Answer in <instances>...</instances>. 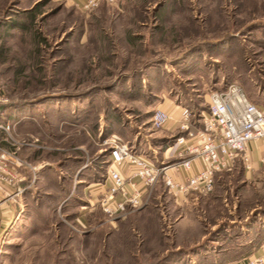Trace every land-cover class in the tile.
<instances>
[{
    "label": "rangeland",
    "instance_id": "obj_1",
    "mask_svg": "<svg viewBox=\"0 0 264 264\" xmlns=\"http://www.w3.org/2000/svg\"><path fill=\"white\" fill-rule=\"evenodd\" d=\"M234 83L264 106V0H122L92 11L0 0V123L12 125L0 141L17 142L30 165L18 168L25 183L0 228V264H221L261 248L245 242L254 232L264 241V175L244 182L237 167L187 203L160 182L117 218L97 202L83 209L88 187L106 179L113 136L149 157L152 138L171 137L152 128L157 109L207 110L210 93Z\"/></svg>",
    "mask_w": 264,
    "mask_h": 264
},
{
    "label": "built area",
    "instance_id": "obj_2",
    "mask_svg": "<svg viewBox=\"0 0 264 264\" xmlns=\"http://www.w3.org/2000/svg\"><path fill=\"white\" fill-rule=\"evenodd\" d=\"M113 5L122 0H86L85 11L97 9L101 2ZM9 103L7 92L0 84V104ZM201 127L195 126L196 121ZM154 130L170 132L171 144L164 151V159L157 163L133 151L128 143L117 136L111 143L106 179L98 183L103 194L97 203L109 218L125 215L129 210L141 209L153 189L160 182L178 203L188 202L194 196H208L215 190L216 176L232 171L238 160L248 163V145L264 140V109L250 100L239 84L209 95L207 110L193 113L182 107L173 112L157 109L151 118ZM12 125L0 124V131L9 134ZM8 145H11L10 147ZM19 144L11 138L0 141V197L24 181L18 168L26 164L19 156ZM195 174L181 180V169ZM22 189L17 188L20 194ZM83 209H89L83 207ZM248 264H264V254Z\"/></svg>",
    "mask_w": 264,
    "mask_h": 264
},
{
    "label": "crops",
    "instance_id": "obj_3",
    "mask_svg": "<svg viewBox=\"0 0 264 264\" xmlns=\"http://www.w3.org/2000/svg\"><path fill=\"white\" fill-rule=\"evenodd\" d=\"M72 1L75 3V5L83 6L86 0H72ZM257 105L264 109V106L260 104H257ZM195 126L197 127V122ZM161 131H164L166 133L168 132L166 130H161ZM168 133L172 135L170 132ZM162 139H165V138L164 137L161 139L152 138L150 143L148 141L149 145H148L147 154H149L150 159H152L153 161L157 163H160L161 161H163L164 151L171 144V142L169 141L171 137L168 138V140H165V142ZM161 140L163 142L160 145H158L159 141ZM131 147L135 153L137 154L143 153L139 149L137 152V150H135L133 146ZM246 152L249 157V161L248 163H244L241 160H238L236 163L237 173L239 174L241 180H243L244 182H253V181H256L259 177L264 175V140H257V141L251 142L248 145ZM141 155H144V154H141ZM198 167L199 165L196 163L194 164L191 171L186 172L181 169V172L177 173L176 175L179 176L181 180L186 179L192 174H195ZM21 177L25 179L23 176ZM215 187H216V183H215ZM88 189H90L89 192L92 198L91 200H89V206L87 207L92 210L95 208V204L98 198L102 196L104 188H102L98 184H94L88 187ZM16 190L17 188L10 190L7 195L0 197V228H4V229L8 228L15 218L16 205L19 203L18 194L16 193ZM98 192H99V196L96 197L95 194H97ZM184 203H187V202H184ZM77 221L81 226H83L86 223L85 219L81 217H78ZM262 240H263V237L261 236V233L254 232V233L248 234V240L245 242L247 245H250L253 242H255V246L259 244L261 245L263 244L262 247L261 248L258 247L259 249L253 250L254 252L248 251L245 253V252H242L241 250H235L233 252L231 251L225 254L222 259L220 258L221 260H217V261L221 262V264H244L248 259L252 257L257 258L264 253V241ZM214 260L216 261V259Z\"/></svg>",
    "mask_w": 264,
    "mask_h": 264
},
{
    "label": "trees",
    "instance_id": "obj_4",
    "mask_svg": "<svg viewBox=\"0 0 264 264\" xmlns=\"http://www.w3.org/2000/svg\"><path fill=\"white\" fill-rule=\"evenodd\" d=\"M103 4H107L105 1H102L101 2V5H103ZM32 13H34V11H28L27 12V14L28 15H31V16H28V20H30V22H33L34 21V16L36 15V14H32ZM20 27L21 28H24V26L23 25H20ZM7 105H9V104H5V105H1L0 104V111L5 107V106H7ZM1 119H2V114H0V121H1ZM108 157H109V154H108ZM109 159V158H108ZM109 162V161H108ZM105 180V178L103 179V181ZM98 183H101L100 181H98ZM98 183H96V184H98Z\"/></svg>",
    "mask_w": 264,
    "mask_h": 264
},
{
    "label": "water",
    "instance_id": "obj_5",
    "mask_svg": "<svg viewBox=\"0 0 264 264\" xmlns=\"http://www.w3.org/2000/svg\"><path fill=\"white\" fill-rule=\"evenodd\" d=\"M110 151H111V150H109V154H110Z\"/></svg>",
    "mask_w": 264,
    "mask_h": 264
}]
</instances>
